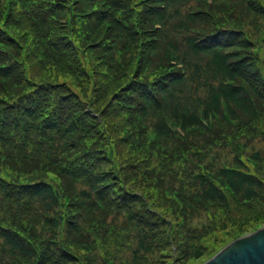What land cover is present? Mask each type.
<instances>
[{"label":"trees","instance_id":"16d2710c","mask_svg":"<svg viewBox=\"0 0 264 264\" xmlns=\"http://www.w3.org/2000/svg\"><path fill=\"white\" fill-rule=\"evenodd\" d=\"M212 1L0 0V262L134 264L135 236V264L167 237L157 264H189L264 222V0ZM197 137L229 165L192 166Z\"/></svg>","mask_w":264,"mask_h":264},{"label":"rangeland","instance_id":"374dc122","mask_svg":"<svg viewBox=\"0 0 264 264\" xmlns=\"http://www.w3.org/2000/svg\"><path fill=\"white\" fill-rule=\"evenodd\" d=\"M184 1L188 3V5H186V6H192L191 5L192 4V0L191 1L190 0H184ZM233 3L234 2L232 0H229L227 2L228 5H232ZM102 61H103L102 59H98L97 63H95V65H94V67L99 66L98 69L95 68V70H96L95 78H98V77H96L97 75H99L100 77L103 76L104 78L106 77V75L104 73H107V71H102L103 68H104V66L101 65ZM95 62H96V60H95ZM188 85H189L188 89L192 88L190 84H188ZM114 86H116V85H114ZM198 93L201 96H203L204 94H206V89L202 88V89H200V91ZM240 119H241L242 122H244L246 124L245 128L250 127V123L248 122V120L250 119L249 117H246V116L243 117L242 116ZM207 127H209L210 129H214L215 128V119L214 118L212 119V121H210L208 123ZM192 131L184 132L183 134L180 131H177V133H178L177 137L179 139H181L182 137L186 138L189 134H191ZM249 131H251V130H249ZM252 133H253L255 139L252 140V141H247L246 143H244V144H246L245 148L247 150V153L250 154L251 152L255 151V152H258L261 155H263L264 154V136L263 135L262 136H257L254 131H252ZM112 134H113V136L116 139L119 140V139L123 138L122 136H124L126 134V132L125 131L112 130ZM210 138L211 137H208V138L197 137L195 139V142L199 145V147L202 149V151H200L198 149L193 150V156L191 158V161H192V166L198 167L196 164H200L201 165V167H199L200 169L204 170L205 168H207L206 174H208L210 176H213L215 171L211 170L210 167L214 169V168H216L218 166H223L224 164H227V162L225 160V157L228 159V155H226V153H229L231 155H234V153L231 151V148H226L225 149V147L223 148V152L225 153V155H223V153H221V155H219V153L211 151L210 144L211 145H218V142L217 141H213V140H209ZM231 145L233 146V142H232ZM243 147H244V145H243ZM206 155L210 156L208 161L204 160ZM250 160L256 164V161H255L253 156H250ZM227 165H229V164H227ZM183 169H184L183 170L184 171V176L188 177L191 174V172L194 169V167H191L189 164H187L186 166L183 167ZM186 181L189 182L190 184L192 183L191 179L187 178ZM195 187H197V186H195ZM196 190L200 191V187L198 186ZM184 193L185 192L183 191V197H185ZM205 203H206V206H211L212 205V202L208 201V200H206ZM237 204H239V203H237ZM254 205H255V203H254ZM200 209L201 208H199L198 210H195V211H191L189 213V217H187V219H186L188 225L191 226L195 222H198L197 224H200V223H206V224L207 223H211L210 225H208V228H210L215 223H216V226H223L224 222L226 221L225 216H221V217L217 218L216 219L217 221H215V220L212 221V219L214 218V216L216 214L213 212V210H210V209H207L206 212L201 213V215H199V216H193L192 215V214L197 213L198 211H200ZM235 213L239 214V215L235 216V219H236V223L235 224L238 225L240 222H242L246 218L245 217L246 215L240 214L237 211ZM166 216L171 217L168 214ZM174 216H180V214H175ZM117 224L120 225L121 227L126 225V223H124L122 221H117ZM263 225H264V222L261 223L259 226H263ZM171 226L172 227L176 226V223H173V225H171ZM182 226L183 225H181L180 227H182ZM234 227H237V226H233V228ZM137 231H138V227L135 228V232H137ZM250 231H252V230H250ZM219 233L222 234V232H219ZM2 241L3 240H0V243ZM207 241L208 240L205 239L204 241H202V243L205 244V242H207ZM136 243H137V239L134 236L131 240H129V241L125 242V243L115 242L113 250L117 253V255L119 257H129V258H131L133 260V263L135 264V256H134V253L132 254V250L136 246ZM167 244L170 245V248L175 245V243H173L172 240H170V239L168 240V237L165 240V242H163L161 240L159 242V244L153 249V252H152L153 256L148 254L149 257L146 259L147 264H157L160 260H162L164 258H167V257H170L171 254L170 253L166 254L165 252H171V249L167 250V249H165V247H162V246L167 245ZM160 247H162V248H160ZM209 256H211V255L206 254L205 258H208ZM9 258H10L9 256H6V259L3 262H0V264H6L7 262H9L10 261ZM95 259H99V256L97 255V258H95ZM203 260L204 259L190 260L189 264H198V263H201ZM184 261L187 262L188 260L187 259L186 260L182 259L181 263H183ZM136 263H138V261H136ZM171 263L173 264V262H171Z\"/></svg>","mask_w":264,"mask_h":264},{"label":"water","instance_id":"95a60500","mask_svg":"<svg viewBox=\"0 0 264 264\" xmlns=\"http://www.w3.org/2000/svg\"><path fill=\"white\" fill-rule=\"evenodd\" d=\"M203 264H264V227L236 239Z\"/></svg>","mask_w":264,"mask_h":264}]
</instances>
